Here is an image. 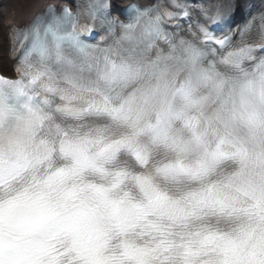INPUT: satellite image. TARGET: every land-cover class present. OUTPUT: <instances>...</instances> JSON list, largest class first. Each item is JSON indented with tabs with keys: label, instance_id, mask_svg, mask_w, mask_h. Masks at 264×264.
<instances>
[{
	"label": "clouds",
	"instance_id": "9594fccd",
	"mask_svg": "<svg viewBox=\"0 0 264 264\" xmlns=\"http://www.w3.org/2000/svg\"><path fill=\"white\" fill-rule=\"evenodd\" d=\"M0 14V264H264V0Z\"/></svg>",
	"mask_w": 264,
	"mask_h": 264
},
{
	"label": "bare ground",
	"instance_id": "6f19581e",
	"mask_svg": "<svg viewBox=\"0 0 264 264\" xmlns=\"http://www.w3.org/2000/svg\"><path fill=\"white\" fill-rule=\"evenodd\" d=\"M0 3H3V0H0ZM10 6H14V5H10ZM26 9H21V11H25ZM5 15L4 14H0V24H2L3 19H5Z\"/></svg>",
	"mask_w": 264,
	"mask_h": 264
}]
</instances>
